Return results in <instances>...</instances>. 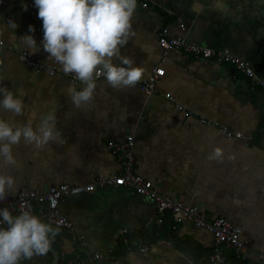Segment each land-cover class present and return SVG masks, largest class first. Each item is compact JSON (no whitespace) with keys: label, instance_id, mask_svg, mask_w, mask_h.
<instances>
[{"label":"crops","instance_id":"crops-1","mask_svg":"<svg viewBox=\"0 0 264 264\" xmlns=\"http://www.w3.org/2000/svg\"><path fill=\"white\" fill-rule=\"evenodd\" d=\"M141 2L137 0L132 17L133 35L120 55L143 68L142 77L153 66L163 67L155 91L147 96L137 85L117 90L103 78L96 80L93 100L76 108L66 89L82 85L47 59L34 0H0V38L8 45L0 48V87L24 102L22 116L0 110V118L35 127L41 115L54 111L60 133L41 149L23 142L13 146L14 164L0 157V175L15 181L0 205L21 188L41 191L61 183H90L98 174H118L121 166L105 142L133 135L136 171L157 192L196 207L207 219L226 218L264 253V92L250 87L229 66L175 49L164 52L157 40L160 29L171 24L172 32L191 42L230 48L264 77V0H148V8ZM177 19L184 30L177 28ZM10 20L15 30L8 26ZM24 35L34 37L40 50L33 55L54 66L55 74L36 72L19 60L18 51L30 52L19 41ZM113 63L120 65L115 58ZM218 124L241 132L248 143L226 139ZM59 210L74 225L73 232L60 230L54 237L59 255L81 254L77 238L82 237L91 250L105 253V259L118 249L122 229L131 236L148 233L154 201L124 186L97 185L92 192L65 197ZM163 230L148 253H126L107 264H191L210 250L211 234L190 223L180 228L179 238L192 239L193 249L169 243Z\"/></svg>","mask_w":264,"mask_h":264},{"label":"clouds","instance_id":"clouds-1","mask_svg":"<svg viewBox=\"0 0 264 264\" xmlns=\"http://www.w3.org/2000/svg\"><path fill=\"white\" fill-rule=\"evenodd\" d=\"M37 18L42 21L41 41L47 59L59 64L65 74H74L82 87L68 86L67 95L76 108L93 100L97 87L96 78L103 76L114 89L134 87L142 78L144 69L133 66V60L121 57V48L126 46L132 32V17L137 0H34ZM24 10L27 8L24 6ZM8 26L15 30L11 20ZM35 29L29 25L28 32ZM32 54L40 49L32 35L19 38ZM113 58L120 65L113 63ZM0 110L14 116H22L24 102L7 88L0 87ZM56 114L49 112L39 117L34 127L31 122L0 118V157L6 164H14L13 146L23 142L41 149L50 141H57ZM221 154L219 149L215 155ZM14 178L0 175V201L13 190ZM0 264H19L21 259L30 260L34 255H45L54 237L59 233V224L42 222L28 208L13 213L0 208Z\"/></svg>","mask_w":264,"mask_h":264},{"label":"built area","instance_id":"built-area-1","mask_svg":"<svg viewBox=\"0 0 264 264\" xmlns=\"http://www.w3.org/2000/svg\"><path fill=\"white\" fill-rule=\"evenodd\" d=\"M141 4L144 8H148L150 5L148 0H142ZM176 26L180 30L185 28L184 23L180 19H177ZM157 40L164 52L175 49L192 56L196 60H210L216 64L229 66L233 73L245 79L250 87L264 92V77L258 76L248 60L234 53L228 47L213 48L191 42L184 35L172 32L171 24H166L160 29L157 34ZM7 47V43L0 38V48ZM17 55L26 67L36 72L47 75L56 73L54 66L41 62L27 50L22 49L18 51ZM164 72L163 67L153 66L149 75L142 77L136 85L145 95L149 96L155 91L156 83L164 75ZM70 78L74 83H80L76 80L74 74H70ZM103 78V76H98L96 80ZM165 97L173 100L169 93H166ZM202 122L205 125L211 124L206 119H202ZM217 126L226 139L235 138L244 141L245 144L248 143V139L241 132H234L223 124H218ZM134 146L135 138L133 135H127L122 141L106 140V150L121 166V171L118 174L113 176L98 174L95 180L90 183H61L59 185H51L41 191L21 188L15 197L8 199L4 204L0 205V208L7 207L13 215L30 208L31 212L37 215L42 222L49 223L53 227L59 224L60 229L71 233L74 231L72 221L59 210L60 202L65 197L92 192L97 185L124 186L154 201V210L150 216L149 228L147 229L148 233H143V239L131 236L126 228L121 230L118 243L124 246L125 254L134 251L148 253L152 246L162 238L164 221L170 217L175 224L173 231L175 239L180 237V228L188 223L194 228L206 230L212 236V244L207 255L199 261H192L191 264H236L227 254L233 256L235 260L240 262L239 264L242 262L264 264V253L243 239L240 228L230 223L226 218L219 216L214 219H207L196 207L188 206L157 192L153 182L136 171L133 154ZM0 227H6V225L0 223ZM168 242L172 243V240L169 239ZM77 243L81 254L70 257L62 252L59 255V264H95L104 258L105 253L91 250L82 237L77 238ZM29 264H42V256L34 255L29 260Z\"/></svg>","mask_w":264,"mask_h":264},{"label":"trees","instance_id":"trees-1","mask_svg":"<svg viewBox=\"0 0 264 264\" xmlns=\"http://www.w3.org/2000/svg\"><path fill=\"white\" fill-rule=\"evenodd\" d=\"M174 227H175V224L173 223V219H171L170 217L166 218L164 221L163 227H162V230L164 228L163 233L172 240V243L175 246L185 248V249H193L194 245H193L192 239L190 238L175 239L174 238V233H173ZM60 230H63V229H60ZM57 235H59V233ZM133 237L143 239L144 234H142L141 236H133ZM52 245L57 249V246L54 244L53 241H52ZM124 254H125V248L121 243H119L118 249L110 253L105 259H102L98 264H107L110 261L121 258ZM227 256L231 258L236 264L240 263L239 261L235 260L233 256L229 254H227ZM51 260H52V254L50 253V251H48L45 255L42 256V264H50ZM195 261H199V259H195ZM19 264H29V260L21 259L19 261ZM241 264H254V263L242 262Z\"/></svg>","mask_w":264,"mask_h":264},{"label":"water","instance_id":"water-1","mask_svg":"<svg viewBox=\"0 0 264 264\" xmlns=\"http://www.w3.org/2000/svg\"><path fill=\"white\" fill-rule=\"evenodd\" d=\"M49 251L52 254V260H51L50 264H58V261H59V252H58V250L53 248V246L51 244Z\"/></svg>","mask_w":264,"mask_h":264}]
</instances>
